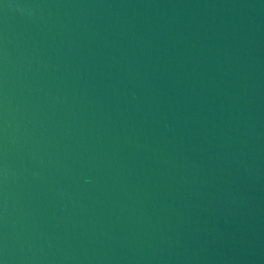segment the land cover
Segmentation results:
<instances>
[{
  "label": "water",
  "instance_id": "water-1",
  "mask_svg": "<svg viewBox=\"0 0 264 264\" xmlns=\"http://www.w3.org/2000/svg\"><path fill=\"white\" fill-rule=\"evenodd\" d=\"M0 264H264V0H0Z\"/></svg>",
  "mask_w": 264,
  "mask_h": 264
}]
</instances>
